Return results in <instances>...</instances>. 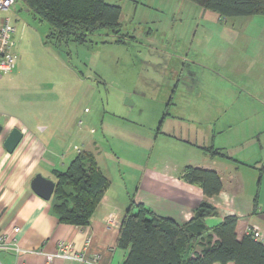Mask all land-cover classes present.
<instances>
[{
  "label": "rangeland",
  "instance_id": "obj_1",
  "mask_svg": "<svg viewBox=\"0 0 264 264\" xmlns=\"http://www.w3.org/2000/svg\"><path fill=\"white\" fill-rule=\"evenodd\" d=\"M106 1L122 6L125 42L104 29L92 45L62 46L17 0L0 11V22L9 16L17 27L18 56V68L0 76L1 123L15 119L73 157L93 149L113 186L127 181L129 199L155 164L172 174L218 167L229 160L211 148L233 155L264 145V14L223 17L191 0ZM247 67L244 80L237 70ZM182 70L204 88L189 91L176 78Z\"/></svg>",
  "mask_w": 264,
  "mask_h": 264
},
{
  "label": "crops",
  "instance_id": "obj_2",
  "mask_svg": "<svg viewBox=\"0 0 264 264\" xmlns=\"http://www.w3.org/2000/svg\"><path fill=\"white\" fill-rule=\"evenodd\" d=\"M17 68L18 66L15 69ZM249 70L248 67L239 68L237 72L245 80L247 76L251 77ZM260 74L263 78L264 70ZM260 74L253 72V78L259 77ZM178 77H185V84L191 92L196 90V86L204 88L203 77L195 72L188 74L182 70L176 75V78ZM2 123L4 130L0 135V236L9 243L15 242L22 251L18 253L12 249L0 248V262L85 264L74 258L57 255L51 259L47 257L48 254L59 252V244L63 241L72 245L73 253L85 256L99 255L101 264H123L129 249L118 246L117 241L122 220L130 205L129 195L132 189L127 181H118L115 186L113 183L110 185L87 225L60 222L52 211V199L46 200L37 195L31 189V180L41 172L56 181L52 169H65L74 155L68 150L60 152L50 145H43L34 133L15 119ZM16 126L23 130L24 138L13 152H9L4 147V139ZM4 132H7V135L3 136ZM250 146L251 152H235L233 155L226 153L229 162L220 161L218 167H208L216 170L221 176L222 190L218 195L206 197L200 187L181 178L182 170L172 174L155 168V164L142 184V189H136L134 197L157 213L170 216L179 223L190 221L197 206L207 200L217 208V214L207 218L208 225H216L226 216L236 215L237 238L241 239L245 234L257 229L260 236L255 238L264 243V145ZM77 149L74 150L75 154ZM95 156L103 171L97 152ZM122 199L126 201L123 202Z\"/></svg>",
  "mask_w": 264,
  "mask_h": 264
},
{
  "label": "trees",
  "instance_id": "obj_3",
  "mask_svg": "<svg viewBox=\"0 0 264 264\" xmlns=\"http://www.w3.org/2000/svg\"><path fill=\"white\" fill-rule=\"evenodd\" d=\"M223 17L264 14V0H191ZM35 19L49 25L48 38L64 46L92 45L101 31H111L116 42H125L122 6L106 0H17ZM100 35V34H99ZM212 155L228 157L211 148ZM56 187L52 211L60 222L87 225L111 185L96 156L88 150L77 152L65 169L54 168ZM181 178L200 187L206 197L222 190L220 174L209 168L186 165ZM217 208L202 201L193 218L179 223L157 213L134 196L121 223L118 246L128 248L123 264H264V243L253 233L237 238L236 215L226 216L210 226L207 218Z\"/></svg>",
  "mask_w": 264,
  "mask_h": 264
},
{
  "label": "built area",
  "instance_id": "obj_4",
  "mask_svg": "<svg viewBox=\"0 0 264 264\" xmlns=\"http://www.w3.org/2000/svg\"><path fill=\"white\" fill-rule=\"evenodd\" d=\"M16 0H0V11L9 12L13 10ZM17 32L16 25L12 22L11 17L6 16L0 23V76L3 73H8L14 70L17 66L18 56L15 53V34ZM82 123V121H80ZM80 152V148L77 149ZM253 235L258 238L260 233L257 229L252 230ZM60 251L55 254H48L47 257L51 259L54 255L62 256L65 258H74L85 264H101L99 255L85 256L81 253H73L72 245L63 241L60 242ZM0 248L12 249L16 252L22 249L16 243H9L3 236H0ZM0 264H2L0 262Z\"/></svg>",
  "mask_w": 264,
  "mask_h": 264
},
{
  "label": "water",
  "instance_id": "obj_5",
  "mask_svg": "<svg viewBox=\"0 0 264 264\" xmlns=\"http://www.w3.org/2000/svg\"><path fill=\"white\" fill-rule=\"evenodd\" d=\"M128 99L126 103H128ZM4 130L3 123L0 122V135ZM24 137V132L19 127H13L8 135L4 139V147L7 151L13 152L17 146L20 144ZM56 187V182L41 172H38L33 179L31 180V189L40 197L46 200H50L52 195L54 194Z\"/></svg>",
  "mask_w": 264,
  "mask_h": 264
}]
</instances>
